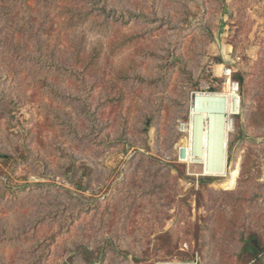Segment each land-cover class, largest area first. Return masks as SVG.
Instances as JSON below:
<instances>
[{
  "label": "rangeland",
  "instance_id": "374dc122",
  "mask_svg": "<svg viewBox=\"0 0 264 264\" xmlns=\"http://www.w3.org/2000/svg\"><path fill=\"white\" fill-rule=\"evenodd\" d=\"M223 92L207 175L180 151L193 97ZM255 243L264 0H0V264H245Z\"/></svg>",
  "mask_w": 264,
  "mask_h": 264
},
{
  "label": "bare ground",
  "instance_id": "6f19581e",
  "mask_svg": "<svg viewBox=\"0 0 264 264\" xmlns=\"http://www.w3.org/2000/svg\"><path fill=\"white\" fill-rule=\"evenodd\" d=\"M237 112L238 102L233 92L193 97L187 129L189 136L182 147L181 159L196 158L197 162L204 164L205 174L224 176L231 117ZM194 134L198 139L196 145L191 139Z\"/></svg>",
  "mask_w": 264,
  "mask_h": 264
},
{
  "label": "trees",
  "instance_id": "16d2710c",
  "mask_svg": "<svg viewBox=\"0 0 264 264\" xmlns=\"http://www.w3.org/2000/svg\"><path fill=\"white\" fill-rule=\"evenodd\" d=\"M246 246L245 250H247L248 253V259L246 260L245 264H264L262 260V256L264 255L263 248H258L257 244L255 243L251 247ZM87 251V250H86ZM91 252L87 251V259L89 264H94V261L91 258Z\"/></svg>",
  "mask_w": 264,
  "mask_h": 264
},
{
  "label": "water",
  "instance_id": "95a60500",
  "mask_svg": "<svg viewBox=\"0 0 264 264\" xmlns=\"http://www.w3.org/2000/svg\"><path fill=\"white\" fill-rule=\"evenodd\" d=\"M180 155H182V149H181V151H180Z\"/></svg>",
  "mask_w": 264,
  "mask_h": 264
},
{
  "label": "built area",
  "instance_id": "2783aa9c",
  "mask_svg": "<svg viewBox=\"0 0 264 264\" xmlns=\"http://www.w3.org/2000/svg\"><path fill=\"white\" fill-rule=\"evenodd\" d=\"M233 85H234V83H233Z\"/></svg>",
  "mask_w": 264,
  "mask_h": 264
}]
</instances>
